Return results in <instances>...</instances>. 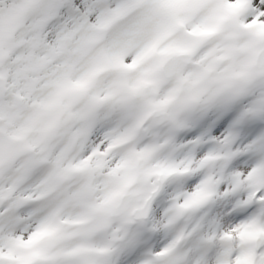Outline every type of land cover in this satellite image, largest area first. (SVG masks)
<instances>
[{
    "label": "snow or ice",
    "instance_id": "snow-or-ice-1",
    "mask_svg": "<svg viewBox=\"0 0 264 264\" xmlns=\"http://www.w3.org/2000/svg\"><path fill=\"white\" fill-rule=\"evenodd\" d=\"M0 264H264V0H0Z\"/></svg>",
    "mask_w": 264,
    "mask_h": 264
}]
</instances>
